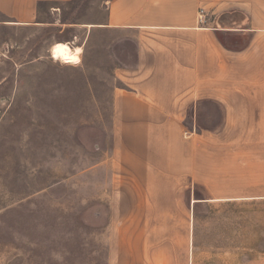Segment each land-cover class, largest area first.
I'll list each match as a JSON object with an SVG mask.
<instances>
[{"label": "rangeland", "instance_id": "obj_1", "mask_svg": "<svg viewBox=\"0 0 264 264\" xmlns=\"http://www.w3.org/2000/svg\"><path fill=\"white\" fill-rule=\"evenodd\" d=\"M107 1L44 3L32 24L0 14V264H128L127 214L142 191L119 151L113 93L137 42L101 27ZM60 42L80 56L60 61ZM197 211L187 264H264V202ZM173 258L163 264H184Z\"/></svg>", "mask_w": 264, "mask_h": 264}, {"label": "crops", "instance_id": "obj_2", "mask_svg": "<svg viewBox=\"0 0 264 264\" xmlns=\"http://www.w3.org/2000/svg\"><path fill=\"white\" fill-rule=\"evenodd\" d=\"M69 1L0 0V14L32 24L41 2ZM107 9L101 27L137 42V66L113 93L119 151L142 191L127 214V262L179 253L187 264L200 207L264 202V0H108Z\"/></svg>", "mask_w": 264, "mask_h": 264}, {"label": "bare ground", "instance_id": "obj_3", "mask_svg": "<svg viewBox=\"0 0 264 264\" xmlns=\"http://www.w3.org/2000/svg\"><path fill=\"white\" fill-rule=\"evenodd\" d=\"M56 51L60 61L70 63L80 56L82 48L80 46L73 48L68 43L60 42L56 47Z\"/></svg>", "mask_w": 264, "mask_h": 264}, {"label": "trees", "instance_id": "obj_4", "mask_svg": "<svg viewBox=\"0 0 264 264\" xmlns=\"http://www.w3.org/2000/svg\"><path fill=\"white\" fill-rule=\"evenodd\" d=\"M74 1V0H71ZM45 2H41V5H43ZM67 19L64 20V22L66 23Z\"/></svg>", "mask_w": 264, "mask_h": 264}]
</instances>
